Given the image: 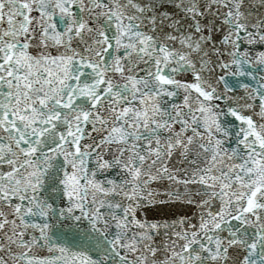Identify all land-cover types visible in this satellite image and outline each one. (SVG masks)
Instances as JSON below:
<instances>
[{
  "label": "snow or ice",
  "instance_id": "obj_1",
  "mask_svg": "<svg viewBox=\"0 0 264 264\" xmlns=\"http://www.w3.org/2000/svg\"><path fill=\"white\" fill-rule=\"evenodd\" d=\"M0 264H264V0H0Z\"/></svg>",
  "mask_w": 264,
  "mask_h": 264
}]
</instances>
